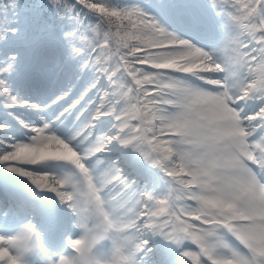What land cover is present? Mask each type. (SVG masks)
I'll return each instance as SVG.
<instances>
[{"label":"snow or ice","instance_id":"6c2138e0","mask_svg":"<svg viewBox=\"0 0 264 264\" xmlns=\"http://www.w3.org/2000/svg\"><path fill=\"white\" fill-rule=\"evenodd\" d=\"M0 264H264V0H0Z\"/></svg>","mask_w":264,"mask_h":264},{"label":"trees","instance_id":"16d2710c","mask_svg":"<svg viewBox=\"0 0 264 264\" xmlns=\"http://www.w3.org/2000/svg\"><path fill=\"white\" fill-rule=\"evenodd\" d=\"M22 2L27 3V4H31L33 3V0H22ZM37 2H40V0H37ZM122 3H130L133 2V0H121ZM139 2L142 3H149L151 2V0H139Z\"/></svg>","mask_w":264,"mask_h":264},{"label":"rangeland","instance_id":"374dc122","mask_svg":"<svg viewBox=\"0 0 264 264\" xmlns=\"http://www.w3.org/2000/svg\"><path fill=\"white\" fill-rule=\"evenodd\" d=\"M176 18H177L176 16H171V17H170V19H172L173 22H175ZM180 27H182V25H180ZM189 35H192L194 38L197 37V33H196L195 31H190V32H189ZM29 167H31V166H29Z\"/></svg>","mask_w":264,"mask_h":264}]
</instances>
